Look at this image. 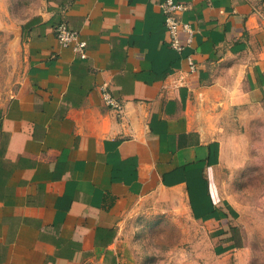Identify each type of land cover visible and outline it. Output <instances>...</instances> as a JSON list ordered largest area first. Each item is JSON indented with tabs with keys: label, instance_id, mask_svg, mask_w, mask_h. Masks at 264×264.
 <instances>
[{
	"label": "crops",
	"instance_id": "1",
	"mask_svg": "<svg viewBox=\"0 0 264 264\" xmlns=\"http://www.w3.org/2000/svg\"><path fill=\"white\" fill-rule=\"evenodd\" d=\"M163 1L37 0L27 16L0 0L24 58L15 92L0 90V264H137L128 218L157 192L210 228L214 255L240 250L209 124L219 107L264 115V0H174L191 30L181 51ZM62 22L84 58L59 42Z\"/></svg>",
	"mask_w": 264,
	"mask_h": 264
},
{
	"label": "rangeland",
	"instance_id": "2",
	"mask_svg": "<svg viewBox=\"0 0 264 264\" xmlns=\"http://www.w3.org/2000/svg\"><path fill=\"white\" fill-rule=\"evenodd\" d=\"M9 3L15 14L18 6H25L27 16L38 5L37 0ZM4 29L0 90L9 96L21 82L24 58L22 52H9ZM216 112V122L209 125L227 145L222 179L225 196L238 210L240 250L214 255L210 228L191 219L181 202L171 203L177 193L157 192L140 200L128 218L137 264H264V115L254 107H219Z\"/></svg>",
	"mask_w": 264,
	"mask_h": 264
},
{
	"label": "built area",
	"instance_id": "3",
	"mask_svg": "<svg viewBox=\"0 0 264 264\" xmlns=\"http://www.w3.org/2000/svg\"><path fill=\"white\" fill-rule=\"evenodd\" d=\"M160 6L166 16L165 26L168 36L167 42L172 49L181 51L186 44L183 39V35L186 34L188 36L187 41H190L191 31L189 26L181 22L178 17V14L184 9V6L174 0H164L161 2ZM55 32L59 42L63 46H67L74 42L75 53H77L81 58L85 57L86 42L78 41L76 31L71 29L67 23L62 22L58 24ZM104 98L113 108L121 109V103L115 97L105 93Z\"/></svg>",
	"mask_w": 264,
	"mask_h": 264
}]
</instances>
